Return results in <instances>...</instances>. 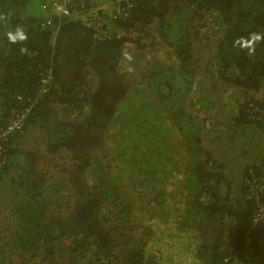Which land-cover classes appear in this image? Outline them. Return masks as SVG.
Returning a JSON list of instances; mask_svg holds the SVG:
<instances>
[{
  "label": "trees",
  "instance_id": "trees-1",
  "mask_svg": "<svg viewBox=\"0 0 264 264\" xmlns=\"http://www.w3.org/2000/svg\"><path fill=\"white\" fill-rule=\"evenodd\" d=\"M42 1L46 0H0V129L11 115L25 114L24 134L35 127H53L46 132L44 158L68 155L52 174L45 167L27 174L13 164L23 133L2 143L7 161L0 158V193L9 211L0 219V264H12L11 255L21 259L20 264H161L163 249L158 247L156 254L149 248L152 234L147 239L134 235L132 212L119 197L121 186L108 182L114 166L108 151L101 159L93 138L82 152L81 146L69 145L75 134L72 127L55 125L58 117L70 119L76 111L78 120L82 116L78 125L84 134L108 136L120 145L121 130L122 140L129 141L117 155L130 169L132 186L143 188L147 179L149 193L154 192L150 202H140L141 218L175 219L179 204L184 205L180 214L188 222L180 220L178 227L197 234L196 245L192 239L190 249L181 255L185 260L264 264V222L253 223L257 209L264 207V160L224 176L227 165L218 158L223 152L213 147L218 142L212 137L234 150L240 139L259 138L254 145L264 146V0H70L69 15L64 17L43 10ZM202 10L215 14L219 22L210 69L215 68L216 80L235 102L225 130H215L219 123L208 129L200 126L192 115L212 108L203 109L201 95L192 97L194 106L188 97L196 74L191 45L203 40L194 32V23L203 18ZM17 26L27 39L11 43L6 33ZM156 31L161 41L151 46L170 44L181 70L153 68L142 75L151 92L118 91L126 77L117 73L125 44L145 49L142 40ZM48 74L52 82L43 93L42 79ZM96 81L100 89L94 98L90 92ZM89 99L99 104V110L84 115ZM158 103L163 104L161 109ZM161 113L174 115V129L194 139L193 146H184L185 156L179 148L173 150L178 133L171 129L165 138L149 123ZM206 135H211V150L202 146ZM184 165L180 174L185 181L178 182L172 170ZM169 177L172 182L165 189ZM72 198L77 204L65 215L62 210L69 209ZM131 204L132 211L136 205ZM154 206L173 212L155 216Z\"/></svg>",
  "mask_w": 264,
  "mask_h": 264
},
{
  "label": "rangeland",
  "instance_id": "rangeland-1",
  "mask_svg": "<svg viewBox=\"0 0 264 264\" xmlns=\"http://www.w3.org/2000/svg\"><path fill=\"white\" fill-rule=\"evenodd\" d=\"M111 11V10H109ZM113 12V11H112ZM112 12H107L108 15H111ZM201 13L202 17L201 19L197 18V21L194 23L195 29L194 32L198 33L200 37H203V40L197 42L196 44L193 43L191 45V51L193 47V53H194V70L196 71V74L193 76L192 83L193 87L191 90L189 89L188 97H191V105L192 103L195 104L192 97H194V94L197 95L202 99L203 102H200L201 105H204L212 108L210 109L208 113L205 112H197L193 114L192 116H195L198 118V124L206 129L212 128L214 123H219V126L215 127V130H225L224 125L226 124V121L229 117V113L232 110V108L235 106L234 101L228 100L229 93L226 92L224 88V84L222 85L221 82H218L216 80V72L215 68L210 69L211 63H210V57L213 56L212 54V47L215 45V41L217 39V34L215 33L216 30L219 29V22L215 18V14L206 13L205 10L199 11ZM128 37H132V35H128ZM159 41H161L160 36L157 34V31L152 33L149 37H144L142 40V44L145 45V49L140 48H132V44H125L124 50H123V57L122 61L120 63V72L117 70V73H124L126 77H124V81L122 80L120 83L122 84V88H118V91H122V93L125 92L123 89H127L129 91V94L134 93L137 90H146V92H151L148 81L143 79L142 75L147 76V73L149 71H152L153 68L155 69H162L167 70L171 69L170 71L172 73H178L180 68V59L178 58L176 53H173V48L169 47L170 44H167V46H161V45H154L151 46V43L154 42L157 44ZM70 72V71H69ZM68 72V73H69ZM211 74H214V79H212ZM173 75V74H172ZM71 76H76L72 74ZM75 79V77L73 78ZM145 80V81H144ZM99 86V82L96 81L95 83L92 82V88H91V94H94V98L97 92V88ZM100 89V86H99ZM187 97V99H188ZM188 101V104L189 102ZM194 106V105H192ZM158 107L161 109L163 107V104L158 103ZM170 107H175L174 104H170ZM198 107V106H197ZM202 107V106H200ZM204 107L203 109H205ZM99 110V104L96 103V101H91L89 99V105L86 104V106L83 108V113L85 114H93V112H98ZM93 111V112H92ZM188 112L190 113V109L188 108ZM78 111L75 113H71V115L68 117L70 119L61 118L58 117L55 122H58V124H55L56 126L59 125H69L74 130L75 134L71 141L69 142V145H74L75 147H80V150L82 152H85L87 147L90 146L88 144H85L89 140H92L94 138V142L92 144L98 143L101 150V159L102 155H104L108 151V155L113 158L114 163L113 167L111 168V172L108 176V182L114 183L118 182V185L121 186V190L119 193V197H121V201H123L124 208H127L130 212H132V218L135 221L136 230L134 231V235L137 237L147 239L151 237V234L153 235L152 240L149 244V248L154 250V252L157 254V248H162L163 252L159 255L161 258V264H171L174 261V264H197V261L192 258L185 260L181 255L188 251L190 249V244L192 239V245H196L197 243V234L192 230H185L180 229L178 226L180 225V220L186 222L187 224V218L182 217L183 215V204H179V209L176 214L175 219H168L167 221H164V218L158 219V221H154L153 219H143L138 213L140 202H150L154 195L153 193H149L150 189L152 188L150 186L149 181L147 179L142 182L147 183V186L144 185L143 188L132 186V180L130 179L129 171L130 169L128 167H125L121 163V156H118L117 154H121L122 151L126 149L129 141L122 140V132L121 130L117 131L118 138L120 140V145L113 142L112 139H109L108 136L105 137H90L89 135L84 134V129L79 127L78 123L79 120L77 117ZM83 115V116H84ZM161 118H157L149 123H154L155 128L154 130L159 129L160 133L167 138L168 133L171 131V129L174 130V132L178 133V136L176 137V140L178 144H183L182 153H184V146L190 145L193 146L194 139H192L190 136H187L186 134L180 133L178 130L174 129V126L172 124V119L174 115L161 113ZM144 119V118H142ZM148 123V124H149ZM80 124V123H79ZM113 127L110 125L109 129ZM208 127V128H207ZM53 127L48 128H41V127H35L31 128L30 132L23 133L21 138H19L17 145L15 148L18 149V158L14 160V166L16 168H24V171L28 174L29 172L35 171L38 168H47L50 170V173L58 171V168L54 169V167L58 164L65 163L64 162V156L59 157H52L49 155V157L46 155L44 158V154L46 150V137L47 133L52 130ZM51 129V130H50ZM112 133L116 132L115 127L111 130ZM221 136H227L226 132L223 133H217ZM211 135L207 137V135L202 138L203 143L202 146L207 147L209 150H211L210 143L208 142V138H210ZM82 137L84 138L82 140ZM117 137V136H116ZM213 138L216 139L218 143L213 145L215 149L219 148V137L216 135H212ZM68 138V137H67ZM117 138V139H118ZM77 140V141H74ZM243 140V139H242ZM259 138H255V140H251L250 138L244 139V149L247 154L257 156L264 152V146H260L259 143L254 145V141H259ZM150 141V140H149ZM261 141V140H260ZM72 144V145H71ZM156 144V143H155ZM158 147H160L159 142L157 141L156 144ZM117 147V150L115 148ZM195 147V146H194ZM199 149V148H198ZM220 149V148H219ZM223 153H225V156L232 162L233 161V151L226 148V149H220ZM68 155V154H67ZM66 155V156H67ZM115 155H117L116 158ZM185 156V153H184ZM218 156V155H217ZM220 158V156H218ZM22 165V167L20 166ZM68 165V164H67ZM69 166V165H68ZM166 166V165H165ZM67 167V166H65ZM155 179H161L160 175H156ZM168 179V185L165 189L168 188L169 184L172 182V178H166ZM156 185V183H155ZM162 187V186H160ZM177 188V187H176ZM135 190V191H132ZM172 190V189H171ZM170 191V190H169ZM174 191H176L174 189ZM179 193H181V187L179 188ZM178 193V192H177ZM176 194V192H175ZM94 199V197L92 198ZM91 199V200H92ZM65 201L71 200V198H65ZM73 200V198H72ZM0 219L4 218L7 215V212L9 211L7 208V203L5 199L4 193H0ZM135 203L136 206H134L133 210L131 211L132 204ZM75 202L73 200V203L69 206V209L62 210V212L66 214H72V209L74 208ZM66 208V207H64ZM63 208V209H64ZM153 215H164L166 211L173 212L168 208V210H164L162 207H153ZM106 209L103 208V211ZM182 215H181V214ZM169 215V214H168ZM181 215V216H180ZM180 216V217H178ZM147 231L150 232L147 236H142L143 233H146ZM141 234V235H140ZM139 235V236H138ZM142 236V237H141ZM195 237V238H194ZM159 254V253H158ZM184 255V254H183ZM11 261L12 264H20L22 263L21 259H16L15 255H11ZM173 259V260H172ZM9 260V259H7ZM32 263V262H31Z\"/></svg>",
  "mask_w": 264,
  "mask_h": 264
},
{
  "label": "built area",
  "instance_id": "built-area-1",
  "mask_svg": "<svg viewBox=\"0 0 264 264\" xmlns=\"http://www.w3.org/2000/svg\"><path fill=\"white\" fill-rule=\"evenodd\" d=\"M70 0H46L41 2V7L43 10H49L53 16L64 17L69 15L68 5ZM47 23V22H46ZM49 25V23H47ZM46 25V24H45ZM52 78L48 74L42 79V92L46 91V87L51 85ZM41 88V87H40ZM12 118L14 120H12ZM25 120V114H13L10 119L5 120V125L0 129V158L5 162V157L3 156L2 143L7 142L11 136L18 135L23 131V121ZM3 163V162H2ZM264 187V182H263ZM250 192V190H249ZM264 222V207L257 209L253 216V223L255 225Z\"/></svg>",
  "mask_w": 264,
  "mask_h": 264
},
{
  "label": "crops",
  "instance_id": "crops-1",
  "mask_svg": "<svg viewBox=\"0 0 264 264\" xmlns=\"http://www.w3.org/2000/svg\"><path fill=\"white\" fill-rule=\"evenodd\" d=\"M227 125H224V128L226 129ZM242 140V139H240ZM238 141L239 143H235V150L228 146V145H223L222 141H219V148L220 149H230L233 151V161L231 162L226 156L225 153H223V155L220 156V159H222V161H224L226 163V170L223 172V175H229L231 173V170L236 171L237 173L239 171L242 170V168L246 165H250L252 163H257L259 161L264 160V152L257 155V156H253V155H249L246 153L245 149H244V145H242L243 142ZM161 147V146H160ZM177 148H179L180 152L182 153V149H183V144L180 143V145L177 143L176 148L173 150H177ZM182 156H184V153L181 154ZM178 157V156H177ZM176 157V158H177ZM185 165L181 168H179L178 170L173 169L172 173H176V179L178 180V182H181L183 180V182L185 181V178L183 175H181L180 173H182L183 171H185ZM225 181H222L220 183V187L222 189H224L225 187Z\"/></svg>",
  "mask_w": 264,
  "mask_h": 264
},
{
  "label": "clouds",
  "instance_id": "clouds-1",
  "mask_svg": "<svg viewBox=\"0 0 264 264\" xmlns=\"http://www.w3.org/2000/svg\"><path fill=\"white\" fill-rule=\"evenodd\" d=\"M124 1L125 0H122V2H124ZM6 37H7L8 41L11 43L23 42L27 39V36H26L24 29L22 27H19V26H17L13 30H9L6 33ZM254 39L258 40V39H260V36H255ZM25 51H26V49H25ZM21 133H23V131ZM9 140H10V138L8 139V141ZM5 161H7V159H5Z\"/></svg>",
  "mask_w": 264,
  "mask_h": 264
},
{
  "label": "flooded vegetation",
  "instance_id": "flooded-vegetation-1",
  "mask_svg": "<svg viewBox=\"0 0 264 264\" xmlns=\"http://www.w3.org/2000/svg\"><path fill=\"white\" fill-rule=\"evenodd\" d=\"M68 74V73H67Z\"/></svg>",
  "mask_w": 264,
  "mask_h": 264
}]
</instances>
